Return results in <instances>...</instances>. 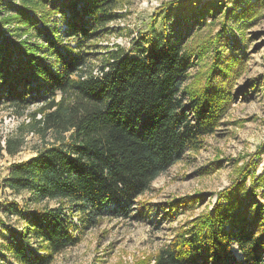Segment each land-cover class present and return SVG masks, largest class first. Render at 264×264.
Returning a JSON list of instances; mask_svg holds the SVG:
<instances>
[{
	"label": "trees",
	"instance_id": "16d2710c",
	"mask_svg": "<svg viewBox=\"0 0 264 264\" xmlns=\"http://www.w3.org/2000/svg\"><path fill=\"white\" fill-rule=\"evenodd\" d=\"M122 1L0 0V106L21 116L40 104L22 126L43 140L51 132L55 140L11 164L0 181V190L26 194L2 210L12 233L1 254L15 264H51L102 220L131 212L143 217L149 205L137 199L186 152L202 148L234 101L222 87L233 60H223L218 37L185 40L186 25H204L219 3L195 10L196 0L163 2L139 35L138 57H130L95 43L121 18ZM168 21L180 29L176 39L166 37L173 32ZM193 56L211 63L183 86ZM21 146L19 138L7 139L0 154L14 156ZM214 165L208 173L219 168ZM235 173L211 210L138 264H264V206L254 198L264 180L254 178L253 158ZM199 199L165 205L171 216Z\"/></svg>",
	"mask_w": 264,
	"mask_h": 264
},
{
	"label": "rangeland",
	"instance_id": "374dc122",
	"mask_svg": "<svg viewBox=\"0 0 264 264\" xmlns=\"http://www.w3.org/2000/svg\"><path fill=\"white\" fill-rule=\"evenodd\" d=\"M166 1L169 0H123L117 10L121 18L110 22L106 34L95 43L112 49L119 47L130 57H138L143 47L139 35L149 27L155 9ZM196 1L195 10L217 3L220 6L213 17H205L204 25L188 23L185 40L201 41L209 34L218 37L223 60L228 57L233 60L222 87L231 92L234 101L215 132L203 138L202 148L198 152H186L181 161L159 175L137 199L149 205L143 217L131 212L126 219L102 220L83 230L80 242L55 256L51 264H138L166 245L180 226L202 211L211 210L215 194L231 184L235 169L250 158L256 165L254 178L264 180V0ZM163 21L160 17L155 25L157 35H162ZM168 27L173 32L166 37L176 39L180 29L171 21ZM210 63L208 57L199 61L193 56L189 78L182 85L193 82L194 76L205 71ZM250 80L255 81L253 87L247 84ZM38 107L40 104H33L18 116L10 108L0 106V146L4 147L7 139L22 140L16 155L9 156L4 151L0 154V181L11 164L25 161L41 147L55 143L53 133L48 132L43 140L22 126ZM214 162H218L219 168L208 173L215 167ZM245 187L250 188L248 180ZM197 195L201 199L195 204L185 209L180 206L169 216L166 203ZM25 196V193L14 195L0 190V219L4 221L0 224V264H15L1 254V245H5L12 233L2 210L7 201L20 202ZM254 198L264 206V186L259 187ZM49 204L53 206V202ZM230 248L233 251L232 244Z\"/></svg>",
	"mask_w": 264,
	"mask_h": 264
},
{
	"label": "bare ground",
	"instance_id": "6f19581e",
	"mask_svg": "<svg viewBox=\"0 0 264 264\" xmlns=\"http://www.w3.org/2000/svg\"><path fill=\"white\" fill-rule=\"evenodd\" d=\"M232 249L235 252V255L240 258L241 257V253L237 250V245L236 244H232Z\"/></svg>",
	"mask_w": 264,
	"mask_h": 264
},
{
	"label": "water",
	"instance_id": "95a60500",
	"mask_svg": "<svg viewBox=\"0 0 264 264\" xmlns=\"http://www.w3.org/2000/svg\"><path fill=\"white\" fill-rule=\"evenodd\" d=\"M241 258V257H240Z\"/></svg>",
	"mask_w": 264,
	"mask_h": 264
}]
</instances>
